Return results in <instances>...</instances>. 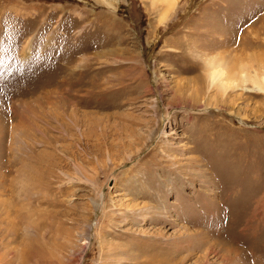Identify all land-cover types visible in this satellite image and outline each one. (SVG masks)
I'll return each mask as SVG.
<instances>
[{
    "label": "rangeland",
    "instance_id": "rangeland-1",
    "mask_svg": "<svg viewBox=\"0 0 264 264\" xmlns=\"http://www.w3.org/2000/svg\"><path fill=\"white\" fill-rule=\"evenodd\" d=\"M249 74L264 0H0V264H264Z\"/></svg>",
    "mask_w": 264,
    "mask_h": 264
},
{
    "label": "bare ground",
    "instance_id": "bare-ground-1",
    "mask_svg": "<svg viewBox=\"0 0 264 264\" xmlns=\"http://www.w3.org/2000/svg\"><path fill=\"white\" fill-rule=\"evenodd\" d=\"M234 66H235V65H234ZM236 67H237V66H236ZM234 68H235V67H234ZM241 69H242V68H241ZM217 72H220V71H217ZM211 73H212V72H211ZM222 73H223V72H222ZM213 74H215V73H213ZM217 78H218V75H217V76L215 75V76L213 77L212 85H214V83L216 82ZM250 78H251V79H252V78H255V80L252 81V83H254V85H255V84H259V83H260L261 85L264 84V77H263V79L261 80L259 76H258V77H252L250 74H249V75H246V76H245V79H244L242 82H243V83L249 82V79H250ZM240 80H241V79H240ZM259 80H261V82H259ZM254 81H255V82H254ZM257 86H258V85H257ZM263 87H264V85H263ZM258 88H260V86H258ZM258 88H256V90H258Z\"/></svg>",
    "mask_w": 264,
    "mask_h": 264
}]
</instances>
